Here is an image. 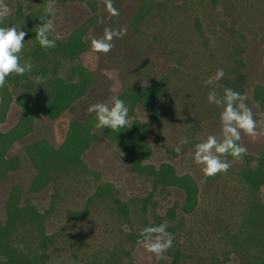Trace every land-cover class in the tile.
Wrapping results in <instances>:
<instances>
[{
	"label": "rangeland",
	"instance_id": "374dc122",
	"mask_svg": "<svg viewBox=\"0 0 264 264\" xmlns=\"http://www.w3.org/2000/svg\"><path fill=\"white\" fill-rule=\"evenodd\" d=\"M153 1L161 6L153 10L136 32L132 19L140 0H114L118 16L107 13L104 0H0V13H3L0 24H20L25 31L26 15L51 3L55 13V27L50 33L53 39L63 40L78 26L89 25L84 35L86 50L76 62L87 72V93L54 118L35 117L31 132L13 142L6 152V157L20 159L19 167L0 181L3 222L5 204L15 185L22 187L26 192L24 198L40 212L50 210L45 231L55 238L49 246L50 259L46 264H85L95 255L105 260L112 253L120 258L121 264H173L176 253L179 254L176 264L239 262L233 253H227L219 238L238 229L248 196L238 173L248 159L252 166L256 165L264 149V111L253 99L254 87L264 85V0ZM105 26L125 31L114 39L110 52L97 53L89 47L88 37L102 35ZM24 39L22 59L29 58L30 40L27 36ZM46 65L48 75L55 72L67 77L71 62L57 55L47 60ZM37 67L33 64L27 73L35 83L33 88L43 92L33 73ZM218 67L225 72L212 85L218 91L224 86L232 87L238 76L243 77L245 103L252 108L258 122L257 134L242 133L239 143L247 148L243 157H228L231 166L226 172L205 178L200 166L192 162L190 153L198 139L220 131L218 110L206 101V93L212 86L202 83ZM163 76L169 81L159 96L157 117L142 105L134 108L133 117L148 126L146 142L151 153L145 163L156 167L168 163L178 175L189 174L197 182L199 203L194 212L184 214L177 208L173 220L165 218L169 208L183 203V193L175 187L153 189L149 177L131 171L122 148L105 137L102 129H94L99 138L83 155L85 164L99 178L95 174L67 177L41 192H27L36 173L26 154L29 144L46 140L60 146L73 121L93 115L87 111L89 103L105 101L112 95L122 98L129 86H152ZM19 80L24 83V79ZM9 86L13 92L11 102L7 105L0 96V133L13 129L21 115L16 97L23 86L17 89L12 83ZM182 136L188 137V143L177 153L174 149ZM98 179L113 186L115 197L130 204L129 218L119 215L113 200L108 198L97 200L88 217L70 215L84 208L99 185ZM258 197L264 202V186ZM155 216L164 217L168 225L177 228L172 247L159 260L127 237L131 231L139 232L144 218L153 221Z\"/></svg>",
	"mask_w": 264,
	"mask_h": 264
},
{
	"label": "trees",
	"instance_id": "16d2710c",
	"mask_svg": "<svg viewBox=\"0 0 264 264\" xmlns=\"http://www.w3.org/2000/svg\"><path fill=\"white\" fill-rule=\"evenodd\" d=\"M157 6L161 4L153 0H140L132 19V27L136 32ZM43 13L44 8H40L28 13L24 19L27 27L26 36L30 40L28 56L33 64L38 66L33 73L45 78L43 84H40L43 86V92L33 88L35 83L28 73L22 76L10 74L6 86L0 88L1 100L8 105L13 95L9 84L12 83L16 89L23 86L16 97L17 103L21 106L19 121L10 131L0 133V181L8 172L15 171L19 167L20 159L15 156L6 157V152L13 142L31 132L35 117L45 115L54 118L71 107L88 91L87 72L76 62L80 54L86 50L84 35L89 25L85 23L78 26L63 40L55 39L56 46L53 48H42L35 41L34 31L38 27L37 24L41 23L38 16ZM57 55L71 62L67 77L59 76L55 72L53 76L47 74L46 61ZM242 78L238 76L237 83L232 85V88L243 93ZM19 79H24V83L22 84ZM168 81V77L163 76L152 86L142 84L129 86L122 97L129 105V118L133 117L137 105L149 107L152 116L157 117L159 96L168 85ZM253 99L264 111L263 84L254 87ZM131 123L129 127L117 132L107 127L102 128V131L105 137L122 148L132 172L151 179L153 189L175 187L183 193V203L169 208L165 218L173 220L177 208H180L184 214L194 212L199 203V187L195 179L189 174L178 175L174 167L168 163H162L158 167L146 164L151 153L146 142L147 123L134 117ZM94 129L97 128L94 126L93 115H90L83 121H73L63 143L58 147L46 140H37L29 144L26 147V154L36 173L27 192H41L50 184H59L67 177L95 174L99 178V175L92 172L83 161L85 151L99 138V133ZM238 176L247 187V204L238 229L233 233H224L219 240L227 248L228 254L235 255L239 261L237 264H264V202L258 197L260 188L264 186V149L257 158L256 165L252 166L251 160L248 159ZM98 180L99 185L88 197L84 208L71 212L70 215L74 218L88 217L91 206L95 205L97 200L108 198L113 200L119 215L129 218L130 204L115 197L113 186ZM25 193L21 186H13L5 204L6 219L3 222L0 218V264H46L50 259L48 249L54 244L55 238L45 231L46 217L50 210L45 213L40 212L30 200L24 198ZM145 211L146 209L143 208V212ZM165 218L155 216L153 221L144 218L140 228L148 224L165 222ZM168 226V231L174 234L177 228L174 225ZM138 235L139 232L131 231L127 237L132 243H137ZM178 258L179 254L176 253L173 264H176ZM85 264H121V262L120 258L112 253L105 260L95 255Z\"/></svg>",
	"mask_w": 264,
	"mask_h": 264
},
{
	"label": "clouds",
	"instance_id": "9594fccd",
	"mask_svg": "<svg viewBox=\"0 0 264 264\" xmlns=\"http://www.w3.org/2000/svg\"><path fill=\"white\" fill-rule=\"evenodd\" d=\"M104 7L110 16H118L119 9L114 6V0H104ZM3 15V13H0ZM55 13L49 3L44 13L38 16L41 23L35 29V41L42 48H53L56 40L50 38L54 31ZM123 29L105 26L103 34L91 35L89 47L97 53H108L114 47V39L123 35ZM26 31L20 24H0V88L7 84L10 74L23 75L33 68L31 58L22 59V50L25 47ZM225 75L224 69L218 67L215 72L205 78L202 83L214 85ZM44 76L35 77L36 84H43ZM245 93L232 87L224 86L218 91L215 86L209 87L206 93V101L215 105L220 123L219 133H209L198 139L191 150L192 162L200 166L203 176L210 177L217 173L226 172L233 159H241L247 152L244 144L239 143L242 133L249 136L257 134V120L254 118L252 108L245 101ZM129 105L119 95H112L105 101L89 103L87 111L93 114L94 126L97 129L107 127L115 132L129 127L132 123L129 118ZM188 143V137L182 136L177 142L175 151L181 152V146ZM167 222L148 224L139 229L137 243L146 251L152 253L157 260L161 259L166 251L172 247L174 234L168 231Z\"/></svg>",
	"mask_w": 264,
	"mask_h": 264
}]
</instances>
